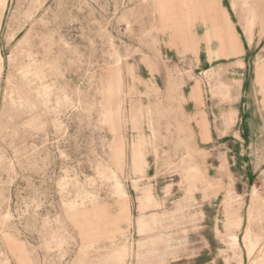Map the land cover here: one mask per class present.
<instances>
[{
    "label": "rangeland",
    "instance_id": "1",
    "mask_svg": "<svg viewBox=\"0 0 264 264\" xmlns=\"http://www.w3.org/2000/svg\"><path fill=\"white\" fill-rule=\"evenodd\" d=\"M132 1L0 0V264H264V0H225L240 39L238 49L231 34L234 56L216 62L229 73L162 56L157 0L150 49L125 48L113 29ZM203 7L164 22L203 34ZM198 79L205 114L194 115L186 103ZM140 135L148 164L138 169ZM125 190L131 220L114 237L95 234L84 210L117 214Z\"/></svg>",
    "mask_w": 264,
    "mask_h": 264
},
{
    "label": "crops",
    "instance_id": "2",
    "mask_svg": "<svg viewBox=\"0 0 264 264\" xmlns=\"http://www.w3.org/2000/svg\"><path fill=\"white\" fill-rule=\"evenodd\" d=\"M197 2V5L200 7V4H203V11L208 4L209 10L208 13L198 14V17L208 16L210 20V28H208L205 33L201 34L199 30L196 29V32H184L175 30L172 27H168L164 22V18L169 17H191L192 7L194 3ZM158 5V16H157V26L159 28L158 40L160 42V49L162 56L170 61H175L180 59L183 56H194L196 60V65H217L220 72H230L233 68L231 65H226L225 63H216L220 59L230 58V45H231V34H233L238 41L240 49V39L238 36L237 30L234 28L233 24L230 21L229 10L225 5V0H157ZM151 1L147 0H133L132 4L124 10H120V14L116 17V27L113 29L114 32L123 33L126 38L123 41L124 47H130L132 49H150V31L156 26L154 16L151 11ZM262 10V9H261ZM124 19L123 22L120 21ZM132 24L133 30H128V24ZM197 26H207L206 23L198 22ZM248 24L245 26V33L250 41L253 40V35L249 36L251 30L248 32ZM211 30L210 32H208ZM130 33V34H128ZM210 36V38H208ZM197 42V43H196ZM217 42L219 45H224L223 49L219 47L218 49L214 48V43ZM196 43V44H195ZM190 48H194V53L188 52ZM221 49V50H220ZM220 50V51H219ZM226 50V51H225ZM216 51H219V55L216 54ZM224 51V52H223ZM246 47L243 48V58L239 59L240 62L238 68L241 73L243 81L246 78ZM191 53V54H190ZM227 53V56H224ZM203 54V55H202ZM224 54V55H223ZM230 55V56H228ZM240 55H242L240 53ZM239 55V56H240ZM146 64V63H145ZM227 66V67H226ZM264 69V65L262 66ZM205 73H208L207 71ZM190 77V76H189ZM226 81V80H225ZM193 88V89H192ZM190 93L188 95V101L186 105L190 108L192 114L204 113V111L198 110V101L195 99L200 95L201 89V80H197L195 86H192ZM120 111V107L118 108ZM112 113L116 114L115 108L112 110ZM202 115L199 116L200 121L197 120L196 127L199 131L200 139L202 143L210 144L214 142V131L213 127L208 118L204 119ZM112 131L115 134V138L112 140L111 153L112 161L117 168H121L122 162L124 159V141L119 135V128L117 129L114 125L111 124ZM148 143V139L144 135H140L136 142L133 144V160L138 167L141 169L143 166L148 164L147 157L145 155V148ZM126 199L121 200L122 206L120 211L116 214L108 211L107 207L103 206H94L90 210H84L85 214L83 215L84 222H91V225L94 227V233L99 235H110L114 237L116 231H120L121 223L125 220H131L132 214L130 206L127 200L128 193L125 190ZM145 194L148 198H152L150 190H146ZM119 202V203H120ZM106 215L107 221L104 219ZM104 219V222L101 220ZM232 219H228V228H231ZM146 220L144 217L139 219V225L141 227L145 226ZM233 222V221H232ZM86 223L83 224L85 226ZM114 226L115 230L110 231L108 226ZM105 232V233H103ZM98 235V236H99Z\"/></svg>",
    "mask_w": 264,
    "mask_h": 264
}]
</instances>
